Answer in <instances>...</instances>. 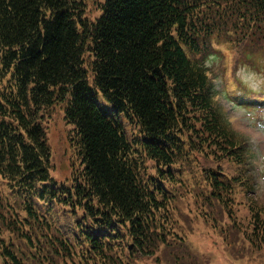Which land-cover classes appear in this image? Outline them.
Here are the masks:
<instances>
[{"label":"trees","instance_id":"16d2710c","mask_svg":"<svg viewBox=\"0 0 264 264\" xmlns=\"http://www.w3.org/2000/svg\"><path fill=\"white\" fill-rule=\"evenodd\" d=\"M87 1L0 0L2 264H135L168 246L197 264L184 197L210 238L264 254L249 147L197 60L214 36L263 29L264 0H94L92 17ZM56 104L75 149L65 179L43 124Z\"/></svg>","mask_w":264,"mask_h":264},{"label":"rangeland","instance_id":"374dc122","mask_svg":"<svg viewBox=\"0 0 264 264\" xmlns=\"http://www.w3.org/2000/svg\"><path fill=\"white\" fill-rule=\"evenodd\" d=\"M97 13L96 2L88 0L87 15L92 17ZM263 30L264 28L257 30L256 33L261 36ZM257 34L246 36L240 45H232L223 37L214 36L210 39L207 49L197 54V60L207 68V74L215 89L214 99L229 123L244 135L246 145L249 147L248 157L253 172V193L255 191L259 193V196H256L257 202H264V106L259 103L260 101L251 103L245 99H238L232 94L240 93L242 97H250L249 89L252 93L264 94V39H258ZM234 58H238L236 64L233 63ZM96 99L104 110L111 111V105L99 92L96 94ZM44 123L48 142L52 148L51 173L54 177L65 179L72 168L70 162L74 157L75 149L70 138V126L62 116L61 104H56L49 111ZM229 163L231 165L228 171L234 167L231 162ZM250 164H247L248 167ZM197 188V183L193 182L190 189ZM186 201L190 205L185 217L183 242L186 249L196 254L194 256L197 264H264V254L252 250L243 242L238 241L233 245L224 246L218 237L210 238L207 225L194 222L197 204L192 199L184 197L181 203L183 208L187 207ZM250 202V196L239 193L235 196L233 208L239 210L241 213L239 215L243 216L247 213L246 208ZM242 220L246 224L247 216ZM187 234L189 235L186 237ZM171 248L173 247H162L157 256L142 257L135 264H173L176 254ZM229 249L233 250V253L228 252ZM0 264H2L1 257Z\"/></svg>","mask_w":264,"mask_h":264}]
</instances>
